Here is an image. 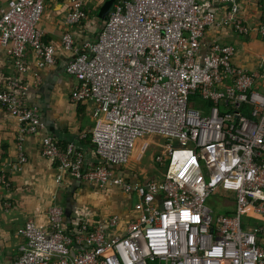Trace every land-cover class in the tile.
<instances>
[{
	"label": "built area",
	"instance_id": "1",
	"mask_svg": "<svg viewBox=\"0 0 264 264\" xmlns=\"http://www.w3.org/2000/svg\"><path fill=\"white\" fill-rule=\"evenodd\" d=\"M201 1L118 0L97 38L78 43L72 28L86 19L87 3L70 0L59 47L71 56L66 75L77 81L71 103H94L98 163L86 170L81 153L72 159L49 136L41 154L78 181L135 195L138 216L125 228L115 216L67 226L64 210L52 205L48 230L23 228L14 264H264V72L234 66L233 45L207 42L218 24L248 34L234 0H205L226 4L222 16ZM43 12L44 0H8L0 14L11 73L0 77V109L18 124L19 164L21 143L41 126L23 81L26 53L39 71L56 64L55 46L38 29ZM257 34L264 41V21ZM146 134L166 140L156 162L167 169L130 182L121 169ZM0 186H10L4 173ZM213 195L228 214L208 204ZM247 210L260 222L251 223Z\"/></svg>",
	"mask_w": 264,
	"mask_h": 264
},
{
	"label": "crops",
	"instance_id": "2",
	"mask_svg": "<svg viewBox=\"0 0 264 264\" xmlns=\"http://www.w3.org/2000/svg\"><path fill=\"white\" fill-rule=\"evenodd\" d=\"M105 0H86V19L72 28L78 43L94 41L103 26L96 14ZM8 0H0V14L6 9ZM239 16L249 27L246 35H238L231 27L213 25L207 31V42L227 43L234 46L233 65L246 72H264V41L257 29L264 21V0H234ZM205 9H214L219 16L225 14L227 5L202 0ZM70 0H44V12L38 25L44 43L56 48V64L53 68L39 71L34 67L30 53H26L28 73L23 81L29 88V105L39 111L41 126L36 134L26 136L21 143L25 163H18L19 128L13 116L0 109V174L4 173L10 186H0V264H14L24 244L21 232L28 222L48 230V209L52 205L61 207L66 215L67 226L85 220L97 221L101 217L115 216L120 228L136 219L135 195H125L113 187L101 188L96 184L78 181L67 171H61L60 163L43 157L40 142L49 136L64 153L71 151L83 155L86 170L98 163L91 131L99 126L93 117L94 103H71L70 95L77 81L67 76L65 68L71 56L59 46L67 26L65 17L70 9ZM8 64L0 51V77L7 78ZM39 77L36 84L35 76ZM162 153V152H161ZM122 175L130 182L141 183L156 174L139 176L137 171L126 166ZM59 179V182H56ZM251 215V223L259 218Z\"/></svg>",
	"mask_w": 264,
	"mask_h": 264
},
{
	"label": "rangeland",
	"instance_id": "3",
	"mask_svg": "<svg viewBox=\"0 0 264 264\" xmlns=\"http://www.w3.org/2000/svg\"><path fill=\"white\" fill-rule=\"evenodd\" d=\"M166 148V140L159 136L146 134L139 137L134 142L133 151L129 157V162L125 165L128 168L135 169L139 176L156 174L161 178L167 169L166 166H160L156 158L161 155ZM144 182V181H143ZM208 204L218 213L227 214L230 206H225V202L219 195H213ZM162 264H169L163 262Z\"/></svg>",
	"mask_w": 264,
	"mask_h": 264
},
{
	"label": "water",
	"instance_id": "4",
	"mask_svg": "<svg viewBox=\"0 0 264 264\" xmlns=\"http://www.w3.org/2000/svg\"><path fill=\"white\" fill-rule=\"evenodd\" d=\"M117 1L118 0H105L97 11V18L106 21L108 14L110 13Z\"/></svg>",
	"mask_w": 264,
	"mask_h": 264
},
{
	"label": "trees",
	"instance_id": "5",
	"mask_svg": "<svg viewBox=\"0 0 264 264\" xmlns=\"http://www.w3.org/2000/svg\"><path fill=\"white\" fill-rule=\"evenodd\" d=\"M103 26H104V22H103ZM103 26H102V27H103ZM227 214H228V213H227Z\"/></svg>",
	"mask_w": 264,
	"mask_h": 264
}]
</instances>
